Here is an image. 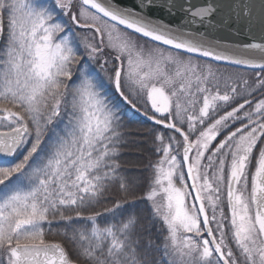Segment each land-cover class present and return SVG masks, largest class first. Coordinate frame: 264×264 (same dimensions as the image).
I'll use <instances>...</instances> for the list:
<instances>
[{
    "label": "snow or ice",
    "instance_id": "snow-or-ice-1",
    "mask_svg": "<svg viewBox=\"0 0 264 264\" xmlns=\"http://www.w3.org/2000/svg\"><path fill=\"white\" fill-rule=\"evenodd\" d=\"M0 264H264V0H0Z\"/></svg>",
    "mask_w": 264,
    "mask_h": 264
},
{
    "label": "trees",
    "instance_id": "trees-1",
    "mask_svg": "<svg viewBox=\"0 0 264 264\" xmlns=\"http://www.w3.org/2000/svg\"><path fill=\"white\" fill-rule=\"evenodd\" d=\"M138 120L142 121L141 117H137ZM129 127L133 131H137L140 133H146L148 128L150 127V124L147 121H142V123H134L132 125H129ZM138 139L144 140V144L142 145V154H136V149H124V155L121 157V161L127 168L132 169H143L145 165H147L148 160L151 158L150 156V150H151V140L146 135H142L140 137H137ZM132 176H147L146 172L141 171H135L131 173ZM99 210V209H97ZM140 212V215L143 217L147 214V209L145 205H140L137 209ZM142 223L145 225L148 223L146 220H142ZM153 232H155V228L153 229ZM47 239L51 241H61L66 243V241H63V238L54 234H49Z\"/></svg>",
    "mask_w": 264,
    "mask_h": 264
},
{
    "label": "water",
    "instance_id": "water-1",
    "mask_svg": "<svg viewBox=\"0 0 264 264\" xmlns=\"http://www.w3.org/2000/svg\"><path fill=\"white\" fill-rule=\"evenodd\" d=\"M126 2H130V0H126ZM237 39H246V37H243V36H238L236 37Z\"/></svg>",
    "mask_w": 264,
    "mask_h": 264
}]
</instances>
